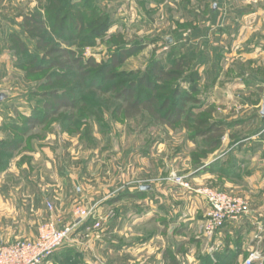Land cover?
<instances>
[{
    "label": "rangeland",
    "instance_id": "obj_1",
    "mask_svg": "<svg viewBox=\"0 0 264 264\" xmlns=\"http://www.w3.org/2000/svg\"><path fill=\"white\" fill-rule=\"evenodd\" d=\"M86 1L77 5L89 12L84 15L83 35L63 40L53 31L54 21L45 9L49 0H0V197L4 198L0 230H18L27 220L37 233L44 223L71 224L81 207L91 215L78 222L69 241L40 264H245L249 258L250 264H264L261 157L249 161L244 157L242 166L223 171L215 184L194 186L183 175L189 169L201 170V157L227 159V163L244 154L242 144L261 127L260 121L247 126L245 122L261 116L264 0ZM37 11L45 19L44 30L53 45L73 49L83 58L92 56L98 64L122 45L142 44L114 70L117 82L125 83L146 71L152 58L168 67L177 56L193 51L191 65L199 80L193 94L196 102L187 105L195 118L169 126L154 122L146 112L132 118L116 112L121 104L115 97L118 90L108 89L112 81L102 83L99 66L81 83L73 72L42 60L36 38L20 27L26 14ZM63 11L60 15L68 10ZM105 17L109 25L102 35L89 38ZM14 34L26 42V52L10 49ZM202 54L205 62H201ZM36 65L43 69L30 72ZM93 80L103 88L91 87ZM180 86L189 88L182 81ZM51 89L71 93L73 105L28 130L22 147L6 152L3 141L18 139L27 117L43 116V93ZM162 94L169 95L170 90ZM203 104L211 108L212 121L229 122L221 145L214 149L198 136L201 126L194 122L201 117ZM239 119L243 122L234 123ZM150 164L158 170L157 179L150 176ZM126 165L130 170L125 180L129 181L124 185L121 171ZM177 176L190 187L176 182ZM153 182L175 183L193 193L201 186L225 191L242 197L248 211L206 233L201 223L190 226L192 221L183 215L150 212L149 193L133 196L140 184ZM138 208L144 211L135 220L133 212ZM123 243L125 258L120 251Z\"/></svg>",
    "mask_w": 264,
    "mask_h": 264
},
{
    "label": "trees",
    "instance_id": "obj_2",
    "mask_svg": "<svg viewBox=\"0 0 264 264\" xmlns=\"http://www.w3.org/2000/svg\"><path fill=\"white\" fill-rule=\"evenodd\" d=\"M86 0H49V5L45 7L49 17L53 22V31L57 34L59 39L65 40L67 37H78L77 34L83 35L86 27L84 24V15H89V12L82 11L77 5H85ZM67 5L68 8H67ZM67 8V9H66ZM68 10L64 15H60L64 10ZM91 15L93 13L91 12ZM41 12L37 11L33 14H26L20 27L29 36L36 38V48L42 51V60L50 62L49 66L63 70L64 72H73L74 77L79 82H87V78L90 75V70L94 67H100L99 72L102 75L103 84L111 82L109 90H118L115 97L121 101V104L116 107V112L123 113L126 118L135 117L142 112L148 113L154 122L167 124L173 126L179 121L194 119L191 107H188L189 102H196L193 97L196 91L199 75L194 69V65H191V53H184L173 59L172 63L166 67L165 64L158 58H152L149 60L146 71L138 75L137 77L130 79L123 83L121 81H115L117 73L114 70L119 67L125 60L134 52L143 48L140 43H134L128 47L120 46L111 53L110 57L105 63L98 64L94 57L89 56L83 58L77 55L75 50L68 47H60L53 45L51 38L45 33V19H43ZM101 18V17H100ZM97 19V18H96ZM101 19H97L99 22ZM108 19L104 18L101 25L93 30L89 36L97 37L102 35V32L108 27ZM12 41L10 49L15 53H24L28 50L26 42L18 34L11 36ZM204 54L201 55V62H205ZM188 68L185 71V68ZM41 65L32 67L29 71L35 72L42 70ZM66 73V74H68ZM66 76H56L57 79H63ZM52 82L51 76L47 78ZM188 84V89H182L180 82ZM103 84L99 86L96 81H92L91 87L103 88ZM170 90L169 95H163L162 92ZM262 90L261 88L259 89ZM45 101L42 103L43 116L38 118L37 116H29L26 118V128L22 130L21 135L15 140H4V150L6 152H12L22 147V137L28 130L33 129L36 125L43 123L46 119L56 115L59 110L68 108L73 105L72 94L67 92H59L58 89H51L43 93ZM187 105V108L185 107ZM201 107V117L195 119L201 129L197 131L198 136L203 137L209 141L210 148H217L221 145L222 136L226 125L229 123L221 121H212L210 119L211 108ZM207 112L208 114H203ZM262 117V116H261ZM252 118H256V115ZM243 120L235 121L234 123H242ZM231 124V122H230ZM262 126L258 130V135L264 134ZM7 156V155H6ZM209 169V167H205ZM147 191L136 190L133 193L135 197H143ZM54 253V252H53ZM49 257H52L54 254Z\"/></svg>",
    "mask_w": 264,
    "mask_h": 264
},
{
    "label": "crops",
    "instance_id": "obj_3",
    "mask_svg": "<svg viewBox=\"0 0 264 264\" xmlns=\"http://www.w3.org/2000/svg\"><path fill=\"white\" fill-rule=\"evenodd\" d=\"M261 91H262V97L264 96V80L261 82ZM260 121L259 126H264V115L259 118H252L249 121L245 122V126L249 125L250 123H254ZM258 126V128H259ZM260 127V128H261ZM255 129V130H258ZM264 128V127H263ZM264 129H262L263 131ZM255 136V137H253ZM251 138H249L247 144H242L241 148L242 150L245 151L244 154H241L240 156L237 154L234 159L231 158L229 160L228 165L225 162L227 159H217L216 157H201V170L199 169H194L191 171L185 172L183 175L187 178V180L194 186H199V185H208V184H215L217 182V179H220V174L223 171H226L227 173L233 172L234 169H238L240 166H242L243 159L244 157L246 158L247 161H249L250 157H261V161L264 162V145L260 148L261 142H264V134L258 135V131L253 134ZM257 136V137H256ZM251 152V153H250ZM239 156V157H238ZM151 158V157H146ZM241 158V159H240ZM245 160V161H246ZM135 162V160H134ZM155 165V164H154ZM180 164L176 165L175 167H179ZM226 166V167H224ZM205 167H209V169H205ZM139 167H136V171L134 172H139L138 171ZM173 168H171L172 170ZM129 166L126 165L124 169L121 171V178H124L126 173H129ZM146 171V170H145ZM150 176L153 178L158 177V170H156V166H153L150 164ZM226 173V175H227ZM222 178V177H221ZM224 179V178H223ZM226 179V178H225ZM129 181V180H128ZM128 181H124L123 184L127 185ZM224 182V181H223ZM225 185L227 184V181L224 182ZM143 184H140L138 188L135 189V191L138 190H144L148 192L145 193L143 197H145L148 193L149 195V209L150 212H156L160 215H183L185 219H188L189 221H192L190 223V226H199L200 223L201 225L204 223L205 219L207 218L208 214V205L204 199L203 196H200L196 193L190 192L188 190L183 189L179 185L175 183H165V182H153L150 184H146L147 188H141ZM126 187V186H125ZM129 187V186H127ZM131 190V189H130ZM134 191V192H135ZM126 192V191H125ZM198 197H201V200L198 199ZM2 197H0V203L4 204ZM142 208H138L133 212V216L140 218L142 216ZM149 214V213H147ZM181 217V216H180ZM0 218L1 215H0ZM63 226V224L59 225ZM25 228V229H24ZM37 232L36 229L31 228L30 222L27 220L26 221V226L20 229H10L7 231V233L3 232L0 230V241L1 242H13L17 239H28L29 238H34L36 236ZM176 238H180L185 240L184 236H176ZM187 240V239H186ZM145 242V241H144ZM142 242V244L144 243ZM134 245H138L137 243ZM126 244L123 243L122 247L120 248L122 256L125 258V251H126ZM123 248V249H122ZM123 250V251H122ZM186 250V249H185Z\"/></svg>",
    "mask_w": 264,
    "mask_h": 264
},
{
    "label": "built area",
    "instance_id": "obj_4",
    "mask_svg": "<svg viewBox=\"0 0 264 264\" xmlns=\"http://www.w3.org/2000/svg\"><path fill=\"white\" fill-rule=\"evenodd\" d=\"M183 187H190L181 177H174ZM194 192L204 197L208 205V214L202 229L213 233L225 221L235 220L248 211V204L242 198L211 187H196ZM76 220L61 227L54 223H44L38 228L35 238L22 239L9 244H0V264H40L53 251L69 241L76 225L87 219L91 212L79 207L75 211ZM254 255H251L253 257ZM250 259L245 264H250Z\"/></svg>",
    "mask_w": 264,
    "mask_h": 264
},
{
    "label": "water",
    "instance_id": "obj_5",
    "mask_svg": "<svg viewBox=\"0 0 264 264\" xmlns=\"http://www.w3.org/2000/svg\"><path fill=\"white\" fill-rule=\"evenodd\" d=\"M167 42H170V39L167 40ZM0 99H1V95H0ZM260 114L261 116L264 115V96H263V101H262V105H261V110H260ZM141 188H147V186H141Z\"/></svg>",
    "mask_w": 264,
    "mask_h": 264
}]
</instances>
